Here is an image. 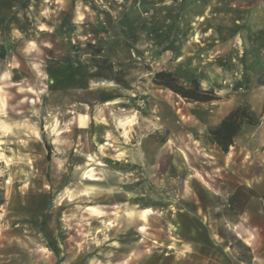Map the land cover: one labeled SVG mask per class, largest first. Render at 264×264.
Masks as SVG:
<instances>
[{
	"label": "rangeland",
	"instance_id": "374dc122",
	"mask_svg": "<svg viewBox=\"0 0 264 264\" xmlns=\"http://www.w3.org/2000/svg\"><path fill=\"white\" fill-rule=\"evenodd\" d=\"M5 1L0 16L9 12ZM28 2L0 23V264H177L162 258L184 255L175 244L176 193L193 175L207 187L226 175L208 129L241 104L263 122L264 72L254 86L202 82L220 99L189 100L153 82L174 62L175 39L161 38L156 9L143 7L144 0H120L128 6H112L117 20L85 35L80 22L40 32L46 24L18 20ZM56 5L74 21L93 15L86 0ZM133 5L138 18L130 14ZM85 42L111 58L112 76L89 63ZM74 45L81 46L73 51ZM71 51L81 54L80 64L63 62ZM133 115L128 139L118 122ZM261 123L237 138L248 139ZM255 159L254 172L264 174V144ZM148 208L153 212L143 220ZM185 249L196 258L186 264L216 263L221 254ZM238 251L262 262L258 247Z\"/></svg>",
	"mask_w": 264,
	"mask_h": 264
},
{
	"label": "crops",
	"instance_id": "0c3cea01",
	"mask_svg": "<svg viewBox=\"0 0 264 264\" xmlns=\"http://www.w3.org/2000/svg\"><path fill=\"white\" fill-rule=\"evenodd\" d=\"M86 1L93 15L85 13L83 22L74 21L71 12L57 6L56 0H31L17 16L18 20L28 21L30 17L32 23L46 24L49 29L39 26L40 32L54 29L57 22L67 27L80 22L83 25L79 32L85 35L90 31L96 33L102 24L117 20L112 6H128L121 5L120 0ZM5 3L4 6H9L8 13L23 6V0ZM142 6L156 9L161 38L175 39L174 62L167 67L168 71L198 78L204 87H220L224 78L231 86H254L264 72V0H144ZM130 7L134 10L130 14L138 18V8ZM45 8L49 16L43 14ZM8 13L0 16V23L8 22ZM244 136L248 139L236 138L227 153L212 145L224 160L226 175L222 179L207 180L211 187L194 175L183 181L174 200L177 220L173 225L177 232L175 244L184 255L175 257L174 252H166L163 259L176 258L177 264H186L196 258L185 248L193 252L212 248L221 251L220 258L214 260L216 263L206 264H256L251 258H241L238 250L258 247L260 264H264V174L253 170V162L257 164L255 158L264 144V120L259 128ZM244 141L250 142L249 159ZM149 148L145 144V149ZM198 176L202 177L199 173ZM143 211L140 215L146 220Z\"/></svg>",
	"mask_w": 264,
	"mask_h": 264
},
{
	"label": "trees",
	"instance_id": "16d2710c",
	"mask_svg": "<svg viewBox=\"0 0 264 264\" xmlns=\"http://www.w3.org/2000/svg\"><path fill=\"white\" fill-rule=\"evenodd\" d=\"M81 45H74L73 51L80 48ZM84 46L91 49L89 53L91 63L101 73L112 76L114 72V65L111 58L104 54L102 47H98L91 42H85ZM65 63L82 62L80 53H68L63 59ZM181 78L169 71H158L154 74L153 82L164 88H168L182 97L198 101L210 102L219 100L220 97L215 94L212 89H205L202 87L198 78H192L188 85L181 83ZM261 123V116H259L248 104H241L232 109L225 115L218 125L208 129V138L212 144H215L221 151L227 153L230 147L234 145L235 139L241 135L246 129L257 127Z\"/></svg>",
	"mask_w": 264,
	"mask_h": 264
},
{
	"label": "bare ground",
	"instance_id": "6f19581e",
	"mask_svg": "<svg viewBox=\"0 0 264 264\" xmlns=\"http://www.w3.org/2000/svg\"><path fill=\"white\" fill-rule=\"evenodd\" d=\"M108 104H111V103H108ZM136 123H137V117L135 115L127 117L125 119H120L119 122H118L119 126L124 129V135L127 138L130 137V135H129L130 130L129 129L130 128H135L134 126L136 125ZM89 160H93V157H90ZM150 211H151L150 209L144 210L143 213H142V216L144 218H146L148 213H150Z\"/></svg>",
	"mask_w": 264,
	"mask_h": 264
},
{
	"label": "built area",
	"instance_id": "2783aa9c",
	"mask_svg": "<svg viewBox=\"0 0 264 264\" xmlns=\"http://www.w3.org/2000/svg\"><path fill=\"white\" fill-rule=\"evenodd\" d=\"M149 13H146V15H148ZM262 213H263V217H264V205H263V208H262Z\"/></svg>",
	"mask_w": 264,
	"mask_h": 264
}]
</instances>
